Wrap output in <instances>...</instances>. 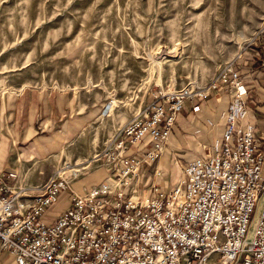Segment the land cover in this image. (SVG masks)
<instances>
[{
  "label": "built area",
  "instance_id": "1",
  "mask_svg": "<svg viewBox=\"0 0 264 264\" xmlns=\"http://www.w3.org/2000/svg\"><path fill=\"white\" fill-rule=\"evenodd\" d=\"M219 91L230 98L222 140L180 166L170 190L158 186V167L146 186L141 172L162 158L187 102L198 112L194 99ZM251 97L235 65L205 93L158 90L102 151L111 178L83 195L72 188L80 171L70 164L34 194L15 190L18 176L0 169V255L16 264H264V135L249 118ZM137 145L139 156H128ZM62 192L71 205L49 223Z\"/></svg>",
  "mask_w": 264,
  "mask_h": 264
},
{
  "label": "rangeland",
  "instance_id": "2",
  "mask_svg": "<svg viewBox=\"0 0 264 264\" xmlns=\"http://www.w3.org/2000/svg\"><path fill=\"white\" fill-rule=\"evenodd\" d=\"M259 38L264 0H0V80L12 87L71 90L97 104L113 99L106 114L112 113L117 127L158 90L205 93L225 66L244 62L243 51ZM186 105L182 114L192 103ZM140 148L131 146L128 156L138 157ZM196 154L206 156V146ZM190 158L185 149L175 150L158 186L170 190ZM156 163L145 173L146 186ZM103 179H80L72 188L83 195ZM70 205V193L62 192L45 219L52 223Z\"/></svg>",
  "mask_w": 264,
  "mask_h": 264
},
{
  "label": "crops",
  "instance_id": "3",
  "mask_svg": "<svg viewBox=\"0 0 264 264\" xmlns=\"http://www.w3.org/2000/svg\"><path fill=\"white\" fill-rule=\"evenodd\" d=\"M255 46L263 53L260 57L262 72L252 74V78H260L264 74V38H260ZM252 51L253 54H247L251 59L259 55L255 54L256 50ZM252 83L251 95L256 99L255 104L258 103V111L256 117L249 111V118L257 125L258 137H262L264 84L258 80ZM228 97L226 91L216 92L208 103L206 100L198 102L201 106L198 112L190 105L189 110L178 117L171 140L155 168L163 172L168 166L172 167L175 150L185 149L192 159L197 157L196 150L200 146H206L207 155L210 154L213 141L219 140L218 135H222L225 126L223 117L230 104ZM107 108L108 104H97L89 96L75 91L12 87L0 80V169L18 176L15 190L24 189L34 194L67 164L80 171L79 178L72 184L80 179H99V176H104L101 183L111 178L100 155L125 124L112 127V113L106 114ZM210 123L214 126L211 127ZM198 130L200 133L194 135ZM148 170L141 172L144 184L148 181V176L144 180ZM64 173L67 179H71L70 172ZM0 264L16 262L7 253H2Z\"/></svg>",
  "mask_w": 264,
  "mask_h": 264
},
{
  "label": "trees",
  "instance_id": "4",
  "mask_svg": "<svg viewBox=\"0 0 264 264\" xmlns=\"http://www.w3.org/2000/svg\"><path fill=\"white\" fill-rule=\"evenodd\" d=\"M255 44L250 45L248 48H246L243 51L242 56L244 58V62H243V64L241 63V64L237 65V67H236L238 72L243 77L245 84L248 87H251L253 85V83H252L253 80H258L261 84H264V74L260 78H258V76H255L252 78V74H254L258 71L262 72V68H261V60L262 59L260 57L263 56V53H262L260 48L255 46ZM252 50H256L255 54H259V55H254V57L251 59L247 56V54L250 52H252L251 54H253ZM255 100H256L255 97L252 95L250 101L248 102V108H249V111L256 117V113L258 111L256 105L258 103L255 104Z\"/></svg>",
  "mask_w": 264,
  "mask_h": 264
}]
</instances>
